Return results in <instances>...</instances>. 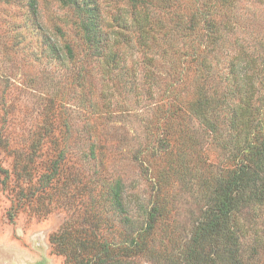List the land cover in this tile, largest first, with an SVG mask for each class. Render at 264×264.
<instances>
[{
    "label": "rangeland",
    "instance_id": "1",
    "mask_svg": "<svg viewBox=\"0 0 264 264\" xmlns=\"http://www.w3.org/2000/svg\"><path fill=\"white\" fill-rule=\"evenodd\" d=\"M31 1L0 0V114L7 113L8 122L13 120L5 135L9 145L0 150V264H68L67 256L74 264H104L121 256L139 264H186L183 259L194 254L189 241L208 207L207 196H214L230 178L229 151L197 118L189 116L188 122L154 108L164 95L167 62L156 58L155 69L163 80L158 84L154 80L153 95L144 88L139 98L130 91V84L114 85L102 65L106 57L98 63L96 57L85 55L89 47L77 27L80 16L74 8L61 0H36V17ZM99 1L106 17L108 10L109 14L114 11L117 0ZM244 2L246 8L249 2L252 7L242 15L257 18L264 28V0ZM177 7L179 13L189 10L184 3ZM244 34L241 27L236 29L239 42L248 47L250 39L245 40ZM46 36L63 45L69 42L77 57L62 60L54 56ZM123 47L126 61H136L142 85L145 57L136 36ZM87 61L95 62L98 71L93 97L99 105L94 111L89 102L82 104L81 87L65 68ZM180 76L173 77L174 84L184 100H192L193 69L187 70L185 84ZM51 94L60 113L55 114L47 101ZM4 104L8 108L3 111ZM88 121L97 134L89 136ZM227 123L230 128L231 120ZM32 128H37L36 136L45 132L37 138L38 145L30 142ZM66 132V139L56 144L53 134ZM166 133L169 145L163 143ZM92 142L97 145L96 157L87 158ZM167 146L172 148L168 153L163 149ZM63 148V168L75 162L84 181L93 178L98 188L102 186L97 207H88L83 195L74 204L72 195L77 189L64 183L66 173L54 172L53 164L62 159L58 153ZM118 176L124 183L130 217L141 220L148 207L142 222L152 211L157 218L147 242L122 254V248L136 242L135 235L125 230L111 196ZM221 238L212 234V245ZM196 260L189 264H198Z\"/></svg>",
    "mask_w": 264,
    "mask_h": 264
},
{
    "label": "trees",
    "instance_id": "2",
    "mask_svg": "<svg viewBox=\"0 0 264 264\" xmlns=\"http://www.w3.org/2000/svg\"><path fill=\"white\" fill-rule=\"evenodd\" d=\"M61 1L74 8L80 16L81 25L77 24V27L89 47L85 55L96 57L98 63L106 57L107 62L102 65L107 67L114 85L127 87L130 84V91L139 98L144 88L146 94L153 95L154 80L156 83L163 80L154 62L156 58L167 62L170 66L164 68L167 76L164 95L161 94L162 98L154 108L163 110L170 117L187 118L188 122L189 116L197 118L208 132L213 133V139L222 141V147L229 151L230 178L215 190L214 196H207L208 207L195 224L189 241L195 255L183 259L184 262L189 264L195 258L198 264H264V28H260L257 18L242 15L243 11L250 10L251 2L246 8L244 0H124L121 5L117 3L121 0H117L114 11L110 10L109 14L108 10L106 17L99 0ZM182 3L188 7V12L180 8V13L177 12V6ZM30 4L34 16L38 17L36 0ZM240 27L245 32L244 39H250L248 47L240 43L236 35V29ZM134 36L145 57V81L142 85L136 61H126L122 52L126 50L123 47L126 41ZM45 42L59 59L77 57L69 42L63 45L58 39L48 36ZM94 63L87 61L76 67L73 64L65 66L68 77L77 80L74 83L81 87L82 104L89 102L93 111L99 105L93 97L97 89L95 74L98 73ZM190 69H193L190 95L194 93V97L187 101L174 80L181 74L185 84L187 70ZM55 99L51 94L47 101L56 114L61 111L56 107L58 102ZM7 108L4 104L2 110ZM8 120L7 113L0 114V122L3 123L0 125V150L9 145L5 135L8 124L13 120ZM228 120L232 123L230 128ZM89 123H86L89 136L97 134L98 130ZM64 124L70 127L69 122ZM58 127L61 130V126ZM36 130H30L29 133L33 132L30 142L38 145L37 138L45 132L36 136ZM67 133L53 134L54 142L61 143ZM168 137L170 135L166 133L163 143L168 142L169 145ZM96 147L92 142L87 158L96 157ZM64 148L58 153L62 159L53 164L54 172L66 173L68 179H64V183L77 189L72 195L74 204L79 202L76 198L83 195L88 207H97L102 186L98 188L93 178L84 181L75 162L63 168ZM163 149H168V153L172 148L167 146ZM124 195V183L118 176L111 188V196L122 215L125 230L135 235L136 242L130 248H122L120 254L146 243L147 236L155 232L157 225L153 211L142 222L148 207L143 209L141 220L130 217ZM214 233L222 237L215 246L211 243ZM114 258L104 264H139L128 257ZM67 263L74 264L68 256Z\"/></svg>",
    "mask_w": 264,
    "mask_h": 264
}]
</instances>
